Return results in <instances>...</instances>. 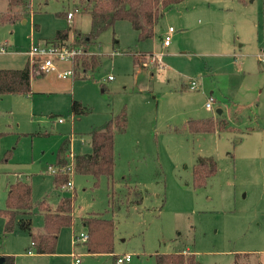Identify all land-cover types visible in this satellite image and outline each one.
I'll return each instance as SVG.
<instances>
[{
	"label": "rangeland",
	"instance_id": "374dc122",
	"mask_svg": "<svg viewBox=\"0 0 264 264\" xmlns=\"http://www.w3.org/2000/svg\"><path fill=\"white\" fill-rule=\"evenodd\" d=\"M88 1L31 0L22 19L0 22V68H22L27 60L34 67L31 94H0V207L11 183L28 180L32 229L42 231L41 200L55 210L61 196H75L74 224L61 228L54 253H28L29 233L16 227L5 234L1 216L0 256H14L15 264H75L77 255L81 264H118V255L129 253L123 264H156L158 252L187 251L202 264H234L237 253L246 264H264V0H183L144 41L118 20L88 47L101 61L94 71L59 60L57 70L44 72L29 58L32 43L68 26L88 33ZM6 8L0 0V15ZM170 26L172 41L164 46ZM135 52L153 55L141 67ZM72 67L73 76L59 75ZM74 99L87 113L74 115ZM122 110L127 127L115 133L113 178L102 176L95 186L92 176L72 173V187L56 188L49 166L59 167L62 140L70 136L72 154L90 152V130ZM211 116L225 118L226 128L188 130L189 119ZM200 157L218 166L205 186L194 182ZM135 187L140 203L129 191ZM92 212L114 219L113 254L89 253L78 239Z\"/></svg>",
	"mask_w": 264,
	"mask_h": 264
},
{
	"label": "trees",
	"instance_id": "16d2710c",
	"mask_svg": "<svg viewBox=\"0 0 264 264\" xmlns=\"http://www.w3.org/2000/svg\"><path fill=\"white\" fill-rule=\"evenodd\" d=\"M7 8L0 15V22H14L22 19L28 12L31 0H6ZM183 0H89L91 13V29L84 33L77 28L68 26L57 30L55 37L49 42L60 46L75 47L83 50L78 55L75 63L85 72L94 71L100 64V58L96 54H87L90 43L100 34L113 27L118 20H127L138 32L140 41L149 39L155 35V27L166 9L182 2ZM69 12H59L58 15H68ZM71 32L73 39L70 40ZM71 41V43H69ZM149 52H135L134 65L144 67ZM75 65V67H76ZM32 65L28 60L22 68H0V94H31ZM74 68V67H73ZM74 115L87 113V108L78 100L72 102ZM127 127L125 111L109 118L103 124L90 130L92 150L72 154L71 138L66 136L57 152L56 163L58 168H67L72 163L74 174L89 175L94 178V185L98 186L100 178L107 176L112 179L115 168V133L124 131ZM190 132H212L226 128V120L222 116L207 118H191L187 121ZM0 131V141L3 136ZM6 156V159L8 158ZM4 158V160H6ZM218 170L217 162L212 157H200L194 168V182L197 186H205L209 177ZM54 175V185L59 188L66 185L71 177L66 170H58ZM138 195L136 200H142L140 189L130 188ZM74 198L75 196H61L58 206L52 210L46 198L39 203L44 213V226L42 231L32 229L31 214L35 211L33 201V188L28 180L18 178L11 183L7 192L5 207H0V217L5 218L4 233H10L18 227L29 233L31 244L28 252L35 254H49L56 251L59 232L62 227L74 224ZM111 206H115L113 199ZM88 232L85 242L87 251L92 254L114 253L115 221L106 218L103 214L92 212L82 218ZM241 253L235 255L234 264H246L241 259ZM246 257L251 253H243ZM242 255V256H244ZM116 256V255H115ZM156 264H202L194 252L177 251L156 253ZM4 264H15L14 256H5ZM249 264V263H248ZM258 264H261L258 262Z\"/></svg>",
	"mask_w": 264,
	"mask_h": 264
},
{
	"label": "built area",
	"instance_id": "2783aa9c",
	"mask_svg": "<svg viewBox=\"0 0 264 264\" xmlns=\"http://www.w3.org/2000/svg\"><path fill=\"white\" fill-rule=\"evenodd\" d=\"M73 16L72 12H69L67 17L68 19H71ZM174 32V28L170 26L168 28L167 33L165 34L163 38V45L164 46H169L172 41V33ZM80 49L75 48V47H67V46H60L57 44H54L52 42H46V43H32L28 54L29 58L31 60H36L37 62H40L41 69L44 72L48 71H53L57 70V64L56 61L59 60H65V61H72V63L75 61L76 57L80 54ZM32 65V64H31ZM34 68V67H33ZM59 75L61 77H68V76H73L74 75V68H69L67 70H64L63 72H60ZM111 78V77H110ZM198 87V83L194 80L190 84L191 89H196ZM215 101L213 96L208 97V101L206 103V107L209 109L213 108V102ZM62 120V119H60ZM66 170L69 172V174L74 173V167L72 163H70L67 168H53L52 165L49 166V170L52 173H55L58 170ZM70 187L73 186L72 179L66 184ZM64 185V186H66ZM88 232L87 231H82L78 237L80 239V242H86L88 239ZM77 255V254H75ZM132 259V254H125L122 256L117 257V263L118 264H123L126 262L131 261ZM80 256H76L75 259V264H80Z\"/></svg>",
	"mask_w": 264,
	"mask_h": 264
},
{
	"label": "water",
	"instance_id": "95a60500",
	"mask_svg": "<svg viewBox=\"0 0 264 264\" xmlns=\"http://www.w3.org/2000/svg\"><path fill=\"white\" fill-rule=\"evenodd\" d=\"M216 113L217 114H221L222 113V108H218L217 110H216ZM5 263V256H0V264H4Z\"/></svg>",
	"mask_w": 264,
	"mask_h": 264
},
{
	"label": "crops",
	"instance_id": "0c3cea01",
	"mask_svg": "<svg viewBox=\"0 0 264 264\" xmlns=\"http://www.w3.org/2000/svg\"><path fill=\"white\" fill-rule=\"evenodd\" d=\"M73 16H74V15H73ZM71 36H72V34H71ZM46 42H49V40H43V41H39V42H37V43H42V44H43V43H46ZM27 61H28V60H27ZM31 81H32V75H31ZM218 108H222V107H218ZM218 108H217V109H218ZM217 109H216V110H217ZM223 110H224V109L222 108V112H223ZM59 120H60V119H59ZM60 121H62V120H60ZM28 253H32V252H28ZM32 254L35 255V253H32ZM126 254H128V253H126ZM3 256H4V255H3ZM119 256H122V255H118V257H119ZM15 261H16V258H15ZM80 264H81V262H80Z\"/></svg>",
	"mask_w": 264,
	"mask_h": 264
}]
</instances>
